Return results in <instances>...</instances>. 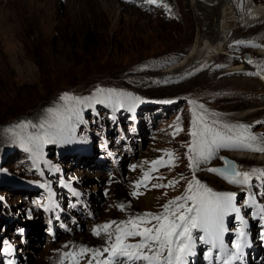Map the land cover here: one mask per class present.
<instances>
[{"label": "rangeland", "instance_id": "obj_1", "mask_svg": "<svg viewBox=\"0 0 264 264\" xmlns=\"http://www.w3.org/2000/svg\"><path fill=\"white\" fill-rule=\"evenodd\" d=\"M174 1L0 0V264H73L72 257L77 264H96L100 254L104 262V249L110 250L118 233L115 228L107 243L96 248L101 226L114 221L117 227L146 212L155 214L185 195L193 179L213 192L235 193L239 212L224 217L226 236L241 221L258 230L264 175L256 162L264 153L253 146L264 145V109L243 127L228 119L264 106V96H249L240 85L224 83L237 76L222 73L238 63L251 65L257 55L252 51L264 48L247 46L236 62L227 61L230 48L219 53L216 77L204 84L208 89L192 82L208 66L187 74L177 70L175 74L182 73L177 81L165 79L207 41L196 31L187 52L168 57L156 33L161 23L157 14L161 4ZM238 1L242 12L250 11L249 3ZM228 4L221 7L215 35L224 30ZM255 6L264 8V0ZM246 12L239 19L253 24L255 19L243 16ZM147 21L158 24L149 32ZM234 22L227 32L240 21ZM258 33L241 37L250 41ZM140 64L143 70H132ZM263 73L253 68L244 76H254V85L262 84L258 86L264 91ZM249 97L253 104L236 108ZM194 118L197 151L191 150ZM240 153L253 159L248 167L239 161L253 189L210 171L223 163L224 155L236 159L232 155ZM173 178H178L176 184H168ZM255 209L257 219L251 215ZM149 225L152 220L140 228ZM79 235L90 237L91 245L74 242ZM192 235V251H198L203 264L205 242L198 237L204 232L194 229ZM142 239L130 236L121 244ZM81 249H98L99 254ZM130 251L151 255L147 247Z\"/></svg>", "mask_w": 264, "mask_h": 264}, {"label": "bare ground", "instance_id": "obj_2", "mask_svg": "<svg viewBox=\"0 0 264 264\" xmlns=\"http://www.w3.org/2000/svg\"><path fill=\"white\" fill-rule=\"evenodd\" d=\"M1 1L3 3V0ZM244 1L249 3L250 11L248 12L244 11L246 13L243 16L244 17L246 16L247 18L252 19V20L255 19L256 21L254 20L253 24L252 23L250 24L248 21L241 22V19H239V17L241 16V13L244 14V12H242L243 8L239 4L238 0H175L173 4L170 3L171 4L170 6H167L165 3L161 4L160 11H158V14H157L160 17L161 23L152 24L149 21H147L146 27L149 29V32H150L151 27H153V25H157V24L159 25V30L156 33L157 35L160 36L158 38L163 40V43L165 45L166 54L170 55L168 56L169 58H175L179 54L187 52L188 49L191 47L192 38L196 31L199 35L201 36L204 35L207 37V41L205 42L206 46L205 47H202L201 45L198 46V44L195 43V45L198 47L190 51V53L187 54L186 58L182 62H180L178 65H176V67H174V70L172 71L170 70L171 73H168L165 79L177 81V80H180L182 76L180 75L182 73L175 74L177 70L182 71L186 69L185 73L187 74L194 67L199 68L200 66L202 67L208 66L207 72H205L203 75H201V77H199L195 81H192V82H196L197 84H199V88L201 86V89L202 88L208 89L206 88V85L204 84L208 83L212 79H215L216 77L213 74V71L216 69L217 64L219 63L217 61V56L219 53L227 52V48H230L231 50L229 52L230 57L228 58L227 61L236 62V61L242 60V52L247 50V46H252V45L253 46H263L264 48V27H261V25H264V8L255 6L259 0H242L243 3ZM225 2H228L229 3L228 5L231 4V6L229 7L230 9L227 8L226 14L222 17V20L225 21L224 23L225 26L224 27L222 26L224 30L221 33H220L221 30H220L219 34L215 35L214 32L215 30H217L218 23H219L218 17L221 15V12H222L221 7L223 3ZM253 5L254 7H252ZM257 20H258V23H257ZM234 21H238V22L240 21V22L238 23V25L236 24L237 26L232 32H227L228 27L226 26L230 25L229 23L234 22ZM257 32H259L258 33L259 35L251 38L250 41H247L241 37V36H246L248 34L249 35L251 34L250 36H252V34H255ZM252 53H255L257 55L253 56V58L250 59L249 63L251 65H243L241 63H238L236 65H233L232 67H229L227 70H225L226 72L222 73V75H226L229 73L231 75L237 76V77L225 79L224 83H227L233 87L240 85L241 89H246V91H248V93L250 94L249 96H252V95L256 96L257 94H262L264 96V91H262L260 87L258 86V84L259 85H262V84L258 83L257 85H254L255 83H257V81L254 79V76H251V77L244 76L245 73L252 72L253 68H257L262 73L264 71V51L257 52L256 50H253ZM143 69H144V66L142 67V64H140L139 66H136L132 70L138 71V70H143ZM160 80L164 81V77L163 76L160 77ZM187 83H190V81H188ZM239 89L240 88H236L235 91L240 92ZM253 102L255 101L251 97H249V99L244 98L241 101L239 100V102L236 104V108L240 109L239 107L248 106L250 104H253ZM263 109H264V106L256 110H251L250 112H247V113L245 112L244 115H240V116L232 115V117L228 119V122L232 124H236V125H241L243 127L246 124V120H248L250 116L261 113ZM253 147L255 149H259V148H264V145L263 146L256 145ZM261 152L264 153V151H261ZM197 153H196L197 155L196 160L199 162L202 160V155H200V153L198 154ZM232 156H234L236 160H238L239 168L242 171L244 167H248L253 163L252 161L253 159H251L247 155L240 153L239 155H232ZM239 161L243 164L244 167L241 166ZM256 164L258 165L259 169L263 170L262 173L258 171L259 175L261 176L264 175V158L257 159ZM177 181H178V178H173L168 181V184H174ZM248 187L253 189V183L251 181L248 183ZM189 206H191V203L189 204ZM163 211H164L163 207L160 209L158 208L155 214L162 213ZM152 221H153V224L156 223V221L154 220ZM115 228H116L115 224L114 225L111 224L108 229L109 233L111 234V232H113ZM109 237L110 236L108 232L106 233L105 231H102L100 235V240L96 241V244H97L96 248L97 247L100 248L103 245V241H105L104 243L106 244ZM73 240L74 242H79L83 240L84 242H87L90 244L91 238L86 237V236L82 237L79 235ZM114 240L115 238L113 239V241ZM111 244L112 243H110V245ZM92 246H95V245L92 244ZM259 250H260L259 256L257 257L256 260H259L257 263H262L264 261V249L259 247ZM260 257L261 259H259ZM184 261L187 264H200V261H198L197 251H192L189 255L184 257ZM95 262L96 264L104 263L101 254ZM252 263L253 262L251 259V262L249 264H252ZM128 264H142V262L141 261H129Z\"/></svg>", "mask_w": 264, "mask_h": 264}, {"label": "snow or ice", "instance_id": "obj_3", "mask_svg": "<svg viewBox=\"0 0 264 264\" xmlns=\"http://www.w3.org/2000/svg\"><path fill=\"white\" fill-rule=\"evenodd\" d=\"M155 2V0H149ZM169 102V101H165ZM194 137L191 150L197 151L198 133L195 131L196 119L193 120ZM206 130V129H205ZM44 140V143H47ZM200 145L204 144V140H200ZM264 151V148L255 149ZM202 154V153H201ZM171 155V154H169ZM191 160L192 157L190 156ZM162 163L154 161L153 164ZM212 172H218L232 183L246 184L249 180L248 173L222 172L220 169L212 168ZM147 175V174H146ZM242 176V179L236 177ZM140 182H138L139 184ZM163 187V185H159ZM137 194V193H134ZM235 193H216L206 186L202 185L198 180L193 179L188 183L186 194L176 197L174 200L165 204L164 211L159 214L145 213L143 216L130 218L128 221H121L117 224L115 244L111 246V252L114 254L104 261V264H113L118 257L121 258L118 264H128L129 261H146L147 264H185L184 257L192 252L195 240L193 239V230L201 229L203 236H199L200 240L211 244L215 247L217 241L221 240L224 228V217L229 212H239L233 203ZM182 201V202H181ZM191 202V206L188 202ZM175 206V207H173ZM121 208L123 206L121 205ZM156 221L151 227L140 228L141 224L149 223L150 220ZM105 224L102 229L107 233L111 224ZM96 234H100V230H96ZM111 234L109 233V236ZM243 235V233H241ZM139 236L143 239L137 244H121L124 237ZM222 246V241H221ZM148 248L151 255H145L142 252L130 251L131 249L142 250ZM237 249L240 244L237 242ZM93 251L99 254V250L81 249V252ZM104 251H109L105 248ZM167 253L164 255V253Z\"/></svg>", "mask_w": 264, "mask_h": 264}, {"label": "water", "instance_id": "obj_4", "mask_svg": "<svg viewBox=\"0 0 264 264\" xmlns=\"http://www.w3.org/2000/svg\"><path fill=\"white\" fill-rule=\"evenodd\" d=\"M215 168L220 169L222 172H226V173L242 172V170L239 168L237 160L227 155L223 156V163L216 165Z\"/></svg>", "mask_w": 264, "mask_h": 264}, {"label": "trees", "instance_id": "obj_5", "mask_svg": "<svg viewBox=\"0 0 264 264\" xmlns=\"http://www.w3.org/2000/svg\"><path fill=\"white\" fill-rule=\"evenodd\" d=\"M30 106H32V105H30Z\"/></svg>", "mask_w": 264, "mask_h": 264}]
</instances>
